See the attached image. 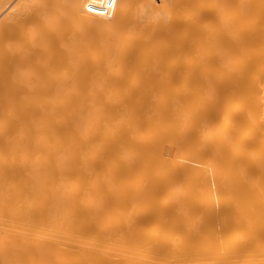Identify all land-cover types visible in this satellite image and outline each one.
I'll return each instance as SVG.
<instances>
[{
	"label": "bare ground",
	"instance_id": "1",
	"mask_svg": "<svg viewBox=\"0 0 264 264\" xmlns=\"http://www.w3.org/2000/svg\"><path fill=\"white\" fill-rule=\"evenodd\" d=\"M104 2L0 0V264H264V0Z\"/></svg>",
	"mask_w": 264,
	"mask_h": 264
},
{
	"label": "built area",
	"instance_id": "2",
	"mask_svg": "<svg viewBox=\"0 0 264 264\" xmlns=\"http://www.w3.org/2000/svg\"><path fill=\"white\" fill-rule=\"evenodd\" d=\"M112 3H113V0H105V2L101 5H94V4H91L90 5V8L91 7H97L98 8V12L99 13H103L105 14L112 6Z\"/></svg>",
	"mask_w": 264,
	"mask_h": 264
},
{
	"label": "rangeland",
	"instance_id": "3",
	"mask_svg": "<svg viewBox=\"0 0 264 264\" xmlns=\"http://www.w3.org/2000/svg\"><path fill=\"white\" fill-rule=\"evenodd\" d=\"M1 15H0V17L2 16V13H0ZM190 162V161H189ZM190 163H195V166H199V163L198 164H196V162H190ZM194 165V164H193Z\"/></svg>",
	"mask_w": 264,
	"mask_h": 264
}]
</instances>
